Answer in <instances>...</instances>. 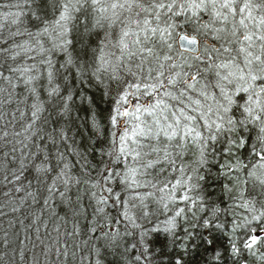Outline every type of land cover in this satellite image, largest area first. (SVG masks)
<instances>
[{
  "label": "snow or ice",
  "instance_id": "6c2138e0",
  "mask_svg": "<svg viewBox=\"0 0 264 264\" xmlns=\"http://www.w3.org/2000/svg\"><path fill=\"white\" fill-rule=\"evenodd\" d=\"M0 264H264V0H0Z\"/></svg>",
  "mask_w": 264,
  "mask_h": 264
}]
</instances>
